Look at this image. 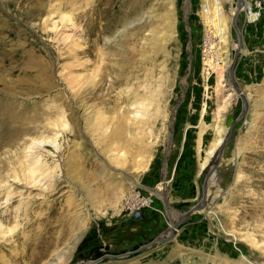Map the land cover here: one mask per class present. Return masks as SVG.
I'll return each mask as SVG.
<instances>
[{
	"label": "rangeland",
	"instance_id": "1",
	"mask_svg": "<svg viewBox=\"0 0 264 264\" xmlns=\"http://www.w3.org/2000/svg\"><path fill=\"white\" fill-rule=\"evenodd\" d=\"M49 1L61 0H0V155L18 135L40 138L48 101L67 113L56 127L57 154L43 148L44 188L8 182L24 173L13 169L17 156H0V264L264 262V14L251 22L240 12L235 28L231 13L241 4L222 0L230 30L210 70L205 62L219 40L205 25L206 0H102L112 25L88 38L100 50L90 71L100 84L94 89L82 75L73 103L59 76L71 64L58 58L68 46L43 27ZM77 1L65 13L80 29L91 26L78 18L101 0ZM145 86L157 100L143 116V134L129 136L120 128L125 94L143 95ZM240 90L251 95L248 109ZM219 120L232 134L222 159L200 170ZM137 154L143 167L135 172L129 166ZM217 166L221 184L208 193ZM186 178L194 182L192 199L176 192ZM143 198L151 201L136 218Z\"/></svg>",
	"mask_w": 264,
	"mask_h": 264
},
{
	"label": "bare ground",
	"instance_id": "2",
	"mask_svg": "<svg viewBox=\"0 0 264 264\" xmlns=\"http://www.w3.org/2000/svg\"><path fill=\"white\" fill-rule=\"evenodd\" d=\"M61 1L59 3L57 2L52 3L51 1L48 2L49 10H48L47 17L45 16V18H43L44 19L43 27L47 35H50V33H54L55 35L60 37L61 41L64 44L68 46V51L60 55L58 58L61 61L70 62L71 64L64 65L61 68V71L59 72V76H61V78H64V80H66L65 86L68 90L71 91L70 94L71 95L73 94L71 96V101L73 100V103H74L77 93L83 87V84L81 83L82 75L87 74V76H85L86 81H90L94 89L97 85L100 84V81L98 80V77L96 76V74H90L91 67H92V59L93 57H95L94 53L100 50L97 48V41H90L88 40V38L89 37L90 38L96 37L97 39L100 38L106 26L108 24L109 26L112 25V21L110 23V21L108 22L105 20L104 17H106V14L105 12H103L104 10H101L102 8L101 7L102 0H101L99 4L95 5V7L92 9L91 12H88V14L82 17L80 16L78 18V20L80 19L83 22L86 21L85 20L86 18L91 21V26H88V27L85 26L80 29L78 26H76V23L73 22L71 18H68L69 15L66 14L64 11V10H67L68 8H70L72 11H75L77 9L78 1L77 0H63L62 2ZM210 1L211 0H206V3H207L206 7L208 9L207 11H204L205 17H206L205 25H206L207 30H209L210 32L212 31L216 39L219 40V43L218 44L216 43L217 45L215 44L213 45L212 48L210 47L211 49H213V51L216 50L215 51L216 56L214 57L213 60L210 58V60L205 62V65L208 67V69L210 68L211 70L214 68V65L216 64L215 62L216 57H219L222 54L221 52L223 50L224 43H227L230 26L227 25L228 23H227L225 11L223 8L224 1L215 0L214 3ZM248 1L249 0H243V1L240 0L241 8L238 9V12H236V9H233L231 13V17H235L236 14L238 17L239 13L241 12L242 14H245L247 17V20H250L251 22H255V20H259L262 16H260L259 18H256V16H254L255 15L254 7ZM120 15H121V12L120 14H117L112 20L113 21L120 20V17H121ZM57 16H59V20L56 18ZM132 24L133 22L129 23L128 26L129 25L131 26ZM233 24L235 28H237L236 19H234ZM64 29L67 31H64ZM68 30L70 31L69 34H67ZM240 44H241V41H240ZM211 49L209 50V54H210ZM99 53H100L98 55L99 58L103 59L104 53L103 52L102 54L101 52ZM97 69L99 70V67L96 66L94 69L95 73L96 71H98ZM115 87L116 86L114 85H110L109 89L114 90ZM144 89L146 90V92L143 95H141L140 92L133 94V91L131 89L129 90L127 94H125L126 95L125 97L127 98L129 97L128 99H124L126 100L125 101L126 106L124 107V111L126 113V117H125L126 122H121L120 128L126 134H129V136L134 133L136 135L139 133L143 134V130H144L143 128L145 127L144 124L147 126L146 123H148V120L143 118V116L147 117V115L149 114L147 113V108L153 105L157 100V98H155L156 96L155 90L150 89L147 86H145ZM246 93H247L246 90H240V95H243L246 97L245 102H246V107L248 109V106L251 103V95H248ZM123 94L124 93L118 94L117 97L119 100H121V98L123 97ZM54 102L55 101L53 100L47 102L46 109H45L46 110L45 111L46 121L44 123L37 124L36 126V131L41 135L40 138L38 139L31 138L28 135L20 138L21 135L20 136L18 135L17 136L18 140L15 146H12V148H8V149L6 148V150H3L2 154L0 155L1 160L2 159L8 160L10 157L12 158V156H17L18 160L14 163L13 169H15L16 171L20 169L21 172L24 173V176H23L24 179L20 177L19 179L17 177H14L13 179H11V177L9 176L10 178H8L9 179L8 182H13L17 184L18 183L20 184L22 182V184H24L26 187L35 185V186H40L44 188V185L40 184L42 183L41 179L43 177L45 179V177L49 174V171H48L49 169L46 168L45 163L43 161V155H44L43 148L45 145L49 144L51 145V147L54 148V152L57 154V151L59 149L57 139L59 136L60 129L58 130L56 129V127H58V121L60 119L64 120V117L66 116L65 115L66 112L63 106H59ZM227 102H228V98H225L224 105L220 106L219 109L225 108V106H227L228 104ZM101 103L108 104V101L102 100ZM215 130L217 132V139L215 141L214 146L207 151L205 158L202 159L200 170L204 169L207 166V164L209 163V160L211 159L217 160V156H218V152L220 148L222 150V155H223L224 150L226 148V142H228L227 140L229 139V133L232 134L233 129H231V132L230 130L228 131L223 121L221 122L219 120L218 123L216 124ZM47 132L51 136L48 135L49 137H46L45 134H47ZM123 136L125 135H122V137ZM140 136L138 140L140 139ZM149 145L151 144H148L147 146ZM138 151L140 152V149ZM138 156L139 154L135 155L132 159L133 163L129 166L131 171L136 172L137 169L140 167V165H142L139 163ZM221 159L222 157L219 160ZM218 168L219 166H217V169L215 171H212L210 175L209 181H211L212 183L210 184L208 182L207 184L208 193L211 189L221 184L220 180L217 177L219 173ZM8 182H5V184H8ZM134 182H135L134 184H137V181H134ZM25 183H27L28 185H26ZM1 184L2 182H0V186ZM205 185L206 183L204 184V199L202 201L203 203L205 202ZM7 192H8V196H7V199H8L9 195L11 194V191L8 190ZM208 197L209 196L207 195L206 200ZM200 212L204 213V209H200ZM2 232H3V227H2V223L0 222V233ZM45 264H50V260H48ZM259 264H264V262H261V263L259 262Z\"/></svg>",
	"mask_w": 264,
	"mask_h": 264
},
{
	"label": "built area",
	"instance_id": "3",
	"mask_svg": "<svg viewBox=\"0 0 264 264\" xmlns=\"http://www.w3.org/2000/svg\"><path fill=\"white\" fill-rule=\"evenodd\" d=\"M251 1H253V4L252 5L254 7V13H255L254 16H256V18H259L260 16H262V14H264V0H251ZM150 201L151 200L149 198H145V199L143 198L141 200V202H139V206L133 212V214H134V216L136 218H138V217L141 216V212H142L141 208L143 206L149 205Z\"/></svg>",
	"mask_w": 264,
	"mask_h": 264
},
{
	"label": "crops",
	"instance_id": "4",
	"mask_svg": "<svg viewBox=\"0 0 264 264\" xmlns=\"http://www.w3.org/2000/svg\"><path fill=\"white\" fill-rule=\"evenodd\" d=\"M242 44V43H241ZM240 44V46H242ZM245 52V49L244 48H242V52L241 53H244ZM194 182H192L191 181V178L189 179V178H186V180H185V184L184 185H182L181 187H179L177 190H176V192H178L177 193V195L179 196V197H183V198H185V199H192V198H194L195 197V193H194ZM204 197V196H203ZM168 198H169V196H168ZM169 201H170V199H169ZM142 214V213H141ZM150 223H146V224H144L143 226H144V228L145 227H147V225H149Z\"/></svg>",
	"mask_w": 264,
	"mask_h": 264
},
{
	"label": "water",
	"instance_id": "5",
	"mask_svg": "<svg viewBox=\"0 0 264 264\" xmlns=\"http://www.w3.org/2000/svg\"><path fill=\"white\" fill-rule=\"evenodd\" d=\"M238 6H240V0H238ZM234 19H236L237 20V14H236V16L234 17ZM239 42L241 41V39L239 38V40H238ZM237 54L238 53H236V56H235V59H236V57H237ZM222 155V150H221V148L219 149V152H218V156H217V159H220V156ZM216 164H214V169H215V166ZM205 182H206V178H205V181L203 182V185H202V189H203V196H204V184H205ZM202 199H203V197H202ZM154 241H157V240H154ZM153 243V242H152Z\"/></svg>",
	"mask_w": 264,
	"mask_h": 264
}]
</instances>
